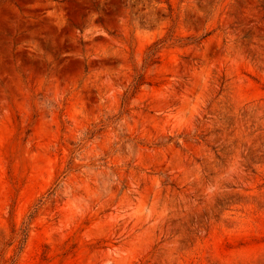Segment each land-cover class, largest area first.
I'll list each match as a JSON object with an SVG mask.
<instances>
[{"label": "rangeland", "instance_id": "obj_1", "mask_svg": "<svg viewBox=\"0 0 264 264\" xmlns=\"http://www.w3.org/2000/svg\"><path fill=\"white\" fill-rule=\"evenodd\" d=\"M0 264H264V0H0Z\"/></svg>", "mask_w": 264, "mask_h": 264}]
</instances>
